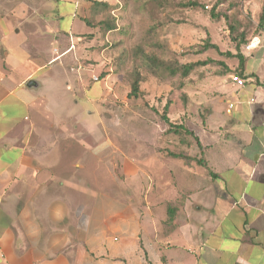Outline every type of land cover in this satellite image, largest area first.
<instances>
[{"label": "crops", "instance_id": "crops-1", "mask_svg": "<svg viewBox=\"0 0 264 264\" xmlns=\"http://www.w3.org/2000/svg\"><path fill=\"white\" fill-rule=\"evenodd\" d=\"M60 17L0 0V264H264V52L243 53V86L234 57L171 106L190 146L162 128L132 152L93 120L108 87Z\"/></svg>", "mask_w": 264, "mask_h": 264}, {"label": "rangeland", "instance_id": "rangeland-1", "mask_svg": "<svg viewBox=\"0 0 264 264\" xmlns=\"http://www.w3.org/2000/svg\"><path fill=\"white\" fill-rule=\"evenodd\" d=\"M38 1L48 4L50 13L61 16L63 28H70L74 21L75 30L84 33L77 50L83 68L90 67L86 80L95 86L105 83L109 91L96 108L101 110L100 117L93 120L102 128L113 129L109 136L120 147L126 142L132 152H137L140 141L153 144L162 128L169 135L161 117L165 105L169 103V116L173 104L186 106V88L224 67L210 62L183 77L180 69L172 74L163 65L151 68L146 55L176 67L208 59L226 65L232 58L223 53L237 52L236 43L242 33L244 54L264 52V28L259 26L264 0H81L82 8L63 0ZM258 37L261 41L257 47L262 48L255 50ZM208 43L217 44L219 50L204 49ZM249 44L252 48L247 50ZM138 76L141 94L129 97ZM194 88L201 90L200 85ZM259 101L263 104L264 94L260 93ZM89 107L95 109L91 105L85 108ZM190 128L196 130L193 125ZM178 137L181 144L182 139L196 141L185 131Z\"/></svg>", "mask_w": 264, "mask_h": 264}, {"label": "trees", "instance_id": "trees-1", "mask_svg": "<svg viewBox=\"0 0 264 264\" xmlns=\"http://www.w3.org/2000/svg\"><path fill=\"white\" fill-rule=\"evenodd\" d=\"M190 5H196V3H190ZM214 17L216 16L215 14L213 15ZM88 24H90V22H88ZM259 26L261 28H264V5L262 7V11H261V15L259 18ZM108 29H112L111 26H108ZM245 38V34L242 33L240 36L239 41L237 40V45H236V53H233L232 51H226L223 54L227 55L228 57L234 58L237 57L239 59V68L235 71L236 75H239L243 78L244 77V70H245V55L243 54L241 48H242V43L244 42ZM216 48L219 50V47L217 44L215 43H208L204 46V49H208V48ZM147 58L148 64L151 68L154 69V67L156 65L161 66L163 65L164 67H166L172 74H177L180 72L182 74L183 77H187L190 75V73L195 70L197 67L202 66V65H207L210 62L212 63H216L221 64L222 66V71L223 73H227L230 72L231 69L228 68L227 65H223V61L219 62L217 60H210L208 59L207 61H198V62H193V63H186V64H181L178 65L177 67L175 65H169L166 64L164 61H161L159 58H157L156 56L153 55H146L145 56ZM219 62V63H218ZM226 69V70H225ZM225 70V71H224ZM218 73V72H217ZM141 94V88H140V80H139V76L133 81L132 83V89L131 92L129 93V97L131 96H135L138 97ZM169 103H167L164 107V112L161 114L162 120L165 122L166 124V130L167 132L170 133H176L179 134L182 131H185L186 133L193 135V131H191L185 124L183 123H179V122H175L172 121L170 116L168 115L169 113ZM195 139L197 140V137H195ZM182 142H184V144L190 146L191 142L188 139H182ZM170 156L175 157V158H181L184 159L186 161V163H190L192 160H196L195 157L189 156L188 154H185L184 152H180V153H176V152H171L169 151L168 153ZM197 162L200 165H203L204 167H207V162L205 161V159L202 157L200 159H197ZM213 175V174H212Z\"/></svg>", "mask_w": 264, "mask_h": 264}, {"label": "built area", "instance_id": "built-area-1", "mask_svg": "<svg viewBox=\"0 0 264 264\" xmlns=\"http://www.w3.org/2000/svg\"><path fill=\"white\" fill-rule=\"evenodd\" d=\"M252 48V44L247 45L246 49L250 50ZM232 79L234 82H236L239 86H243L245 84V79L239 75H233ZM96 80H99L98 78H96Z\"/></svg>", "mask_w": 264, "mask_h": 264}]
</instances>
